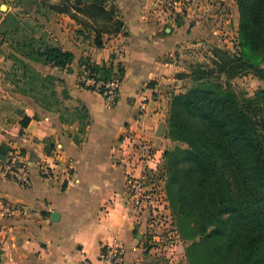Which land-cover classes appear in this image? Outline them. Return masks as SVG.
<instances>
[{
  "label": "crops",
  "instance_id": "obj_1",
  "mask_svg": "<svg viewBox=\"0 0 264 264\" xmlns=\"http://www.w3.org/2000/svg\"><path fill=\"white\" fill-rule=\"evenodd\" d=\"M202 5L175 0L169 10L159 0H107L123 28L102 34L100 47L89 20L55 13L63 20L47 26L48 39L74 60L66 73L44 66L43 77L62 80L66 102L84 110L87 119L80 134L78 119L65 121L51 106L10 91L21 114L0 131V145H7V155L29 160L30 184L0 175L1 264H103L101 252L109 245L122 247L123 264H151L144 215L132 208L130 182L155 174L172 144L165 122L171 97L188 83L183 51L206 43ZM85 62L104 64L120 79L115 102L78 86ZM24 117L30 120L21 127ZM42 166L49 168L47 177ZM4 204L19 212L7 213Z\"/></svg>",
  "mask_w": 264,
  "mask_h": 264
},
{
  "label": "trees",
  "instance_id": "obj_2",
  "mask_svg": "<svg viewBox=\"0 0 264 264\" xmlns=\"http://www.w3.org/2000/svg\"><path fill=\"white\" fill-rule=\"evenodd\" d=\"M105 1L60 0L59 4H48V9L66 14L79 23L89 20L96 35L95 43L100 47L102 34H116L123 28L116 9L107 10ZM236 4L237 50L234 54L215 50L214 63L220 73L229 77L246 70L264 80V0H236ZM20 27L13 14L5 13L0 18L3 34L14 35ZM9 28L13 30L6 32ZM17 46L25 49L24 56L30 60L60 70L70 67L74 60L72 53L54 45L44 32L43 37H24ZM82 66L103 81L113 78L111 69L104 64L85 62ZM212 73L208 71L207 76ZM9 76L15 77L12 73ZM35 79L43 81V85L52 81L47 76ZM18 81L14 80V88L18 89ZM261 112L259 106L241 104L232 92L220 85L193 86L170 99L168 121L173 132L169 139L184 143L186 148L163 153L171 155L168 199L170 204L179 207L177 213L192 226L186 238L192 242L188 251H199L202 264H264V119L259 116ZM86 119L84 114L78 118L80 134L84 132ZM29 120L24 117L21 127H26ZM8 152L7 145L1 144L0 160L6 159Z\"/></svg>",
  "mask_w": 264,
  "mask_h": 264
},
{
  "label": "rangeland",
  "instance_id": "obj_3",
  "mask_svg": "<svg viewBox=\"0 0 264 264\" xmlns=\"http://www.w3.org/2000/svg\"><path fill=\"white\" fill-rule=\"evenodd\" d=\"M171 1L169 10L172 9L175 0ZM17 2L16 6L15 0L0 1V18H3L5 13L13 14L17 23L21 26V29L16 31L14 35L0 32V131L9 129L10 124L15 122V117L21 114L18 100L9 98L11 97V90H16L21 94L27 92L25 95L35 97V102L42 107L43 105H50L51 109L57 110L65 121L78 119L83 115V110L81 111L79 107L66 102V89L63 81L53 75L47 76L52 81L46 85H43V81L39 79L37 81L36 77L43 78V73L47 71L44 66L47 65L30 60L24 56L25 49L17 46V43L21 42L24 37H43V32L46 34V38L50 36V30H48L49 33L46 31L47 26L55 28L63 19L50 11L48 4L59 3L53 0H18ZM201 2L203 10L199 20L201 23L199 24L204 28L206 43L201 47L196 46L183 51L186 69L184 75L188 83L185 84L182 93L197 85H220L223 90L232 92L241 104L259 106L262 109L259 116L264 119V85L262 80L257 76L246 73V70L241 75H238V73L234 77H229L227 74L220 73L214 63L216 60L215 50L229 51L231 54H234L237 50L239 14L236 0H201ZM31 29L33 30L31 31ZM12 30V28H9L6 32ZM196 44L195 42L194 45ZM21 64H25V67ZM262 67L264 68V64ZM65 70H61L62 73H66ZM51 71L56 72L52 69ZM208 71H213L212 75L207 76ZM11 73L15 76L14 78L9 76ZM6 76H8L9 82L6 80ZM22 76L25 77L22 79ZM14 80H19L18 89L13 86ZM29 90H34V92L30 93ZM168 116L169 110L165 122V134L169 139L173 131L169 126ZM79 124L80 121L78 122V128ZM161 133L159 129L158 135ZM184 148H186L184 143L172 141L165 152L175 153L177 149ZM179 156L181 157V154ZM170 158L171 155L165 156L163 154L159 169L156 170L155 174L148 175L153 176L154 180L162 183L163 192L169 203L172 228L175 232L169 238L168 232L162 234L163 231H160L159 240L154 243L151 242V245L147 244V247L149 245L148 250L151 251V264H202L201 259L198 257L199 251L192 253L188 251L192 242L186 240V238L189 236V230L192 226L188 225L182 216L177 213L179 207L170 204L168 199V182L171 168V164L168 162ZM186 166H188V163H186ZM173 258L174 260H172Z\"/></svg>",
  "mask_w": 264,
  "mask_h": 264
},
{
  "label": "built area",
  "instance_id": "obj_4",
  "mask_svg": "<svg viewBox=\"0 0 264 264\" xmlns=\"http://www.w3.org/2000/svg\"><path fill=\"white\" fill-rule=\"evenodd\" d=\"M167 9L171 7V0H160ZM79 87L92 91L103 98L107 103L115 102L120 88L121 81L118 78H112L107 81L99 79L88 68L83 67L77 77ZM29 160H26L20 153H12L6 159L0 160V175L8 178L19 186H28L30 184ZM49 168L42 166L41 175L47 177ZM161 182L154 180V177H140L132 179L130 182L129 197L132 202V208L135 212L144 215L145 236L147 243L151 245L159 240V236L168 232L174 235L172 228V217L169 211V203L163 192ZM4 210L9 212H19L18 206L9 204L3 205ZM124 253L122 247L109 245L103 248L101 252V261L103 264H123ZM83 264H89L84 261Z\"/></svg>",
  "mask_w": 264,
  "mask_h": 264
},
{
  "label": "water",
  "instance_id": "obj_5",
  "mask_svg": "<svg viewBox=\"0 0 264 264\" xmlns=\"http://www.w3.org/2000/svg\"><path fill=\"white\" fill-rule=\"evenodd\" d=\"M161 128V126L159 127V129ZM53 216L55 217L56 215L55 214H53ZM139 238H141V237H139Z\"/></svg>",
  "mask_w": 264,
  "mask_h": 264
}]
</instances>
